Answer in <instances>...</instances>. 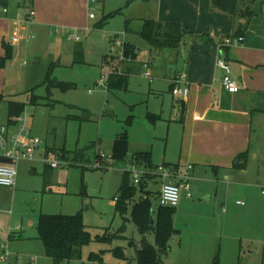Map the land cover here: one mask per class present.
<instances>
[{"label": "rangeland", "instance_id": "rangeland-1", "mask_svg": "<svg viewBox=\"0 0 264 264\" xmlns=\"http://www.w3.org/2000/svg\"><path fill=\"white\" fill-rule=\"evenodd\" d=\"M115 2L106 0L107 6L112 9L116 7ZM96 5L92 11L96 19L89 21L92 39L86 40L84 33L80 34L79 42H74L61 35L57 37L56 45L54 40L42 42L35 34V39L28 41L26 52H23L27 63L10 67V59L4 66L2 75L6 92L3 96L25 104L22 115L27 114V127L31 134L41 139V148L46 151L43 156L47 160L39 155V161L32 164L14 163L16 180L20 182L15 188L0 187L1 253L29 252L42 257V264H51L45 256L42 242L37 239V215L80 212L83 222L90 227L92 240L82 247L79 258L62 264H97L90 259L91 253H100V264H137L134 247L129 241L138 242L139 232L129 213L123 221L115 212L113 201L123 171L128 170L130 164L111 158L113 144L125 132L128 155L148 150L152 164L158 165L166 153L169 156L177 153L179 135L174 134V128H179V125H171L170 137L166 138L167 123L157 116L161 114L167 119L173 99L168 91L169 83L158 76V72L151 71L150 84L141 70L135 69L124 72L127 75L125 89L107 90L106 80L98 85L101 75L109 73V69L102 64V56L114 54L110 51L112 43L109 36L117 33L121 40L127 39L122 34L125 27L122 14L108 18L100 29L93 30L92 23L105 16L101 6ZM117 10L118 7L113 12ZM130 29L139 28L134 23ZM132 35L136 34L129 31L128 37L132 38ZM136 47V61L140 62L145 59L144 50L138 45ZM125 50L126 46L123 55ZM123 55L116 56L113 61L115 67L121 61L130 62L129 54ZM156 57L161 58L162 55ZM155 58L153 64L157 66L159 60ZM51 79L69 82L75 87L67 90L48 88L47 83ZM33 98L34 104L30 103ZM0 107V112H5L3 104ZM5 120L3 115L0 122ZM61 153H64L63 156ZM53 157L59 158L62 166L52 169L47 161ZM44 164L51 169L46 182L41 174ZM253 164L259 166V160H252ZM136 170L140 173L145 171L144 168ZM252 173L239 183L222 180L220 184L211 185L206 181L204 186V178L200 182L199 178L193 180L191 177L192 197L187 198L183 192L180 194L177 210L173 214L176 231L169 241V252L162 257L163 264H189L191 256L187 253L197 252L198 239L207 232L211 222L213 227L210 230L222 237L221 245L225 247L228 244L229 248H233L235 260L232 264H237L234 255L237 252L240 253L241 264H264V194L261 192L264 180L256 178L257 170ZM212 174L205 177L210 178ZM160 185V179L150 185V201L154 210L159 205L157 190ZM200 185L209 189L208 194L199 192ZM209 194L212 199L207 200ZM138 196L134 200L140 199ZM237 201L244 204L237 205ZM122 226L124 230L119 232L120 237L110 241L93 238L106 230L115 233ZM148 240L154 242L152 234L148 235ZM207 244L203 243L204 246ZM117 248L122 251L123 257L117 255Z\"/></svg>", "mask_w": 264, "mask_h": 264}, {"label": "crops", "instance_id": "crops-1", "mask_svg": "<svg viewBox=\"0 0 264 264\" xmlns=\"http://www.w3.org/2000/svg\"><path fill=\"white\" fill-rule=\"evenodd\" d=\"M115 4L114 9L107 6L106 0H101L97 5L101 6L102 15H107L118 7L119 12L116 14H122L125 20V32L123 31L122 34L127 40H122L124 46L132 45L136 48V53V45L140 46L144 50L145 57L144 60L137 62L138 55L136 54L132 59L130 58L129 63L119 62L116 66L118 72L126 75L124 72L128 73L137 69L141 70L142 73V64L147 62L150 64L151 71L158 72V76L169 83L168 91L173 99L169 115L167 119L161 114L157 117L167 123L166 138L170 137L171 125H179V128L177 126L174 128V134L178 133L179 135V149L172 156L166 153L158 165L178 166L180 171H184L186 166L190 164L192 166V179L199 178L201 182V179L204 178L203 186L206 181H209L211 185L220 184L222 180L239 183L243 181L244 177L251 176L252 171L256 170V178L263 181L264 0L255 2L254 11L257 15L249 21L244 30L243 42L223 47L220 46L222 40L233 36L236 26L239 23L243 24L245 19L214 11L211 7V0H134L127 6H123L125 0H116ZM122 6L123 9H121ZM4 8L6 11L0 6V57L5 54L4 43L10 45L13 51V56L9 61L10 67L22 66L27 63L23 59V52H26L28 41L35 39V34L41 38L42 42L54 40L57 45V37L62 36L56 34L55 31L64 27L75 29L80 34L85 33L86 40L92 39V28L89 21L96 19V17H89L88 0H8V5ZM30 9L34 11V15L27 19ZM145 19H153L162 23H179L182 26L184 36L178 47L152 49L138 35ZM96 23H92L93 30L100 29V27H96ZM134 23L139 29L132 31L130 25ZM129 31L136 35L129 38ZM119 36L120 34L117 33L110 35L109 42L113 43L114 38H120L121 36ZM160 55H162L161 58L156 57ZM220 55L230 64L231 75L239 87L237 92H228L222 86L223 71L216 66V60ZM116 56L118 55L115 53L102 56V64L109 69V73L114 66L113 61L117 58ZM154 58L159 60V65L154 66ZM4 69V67L0 68V106L3 104L5 112H0V118L3 115L6 116L7 101L9 100L3 96V92H6L5 78L2 75ZM174 79H180L182 84L184 82L187 84L189 94L186 98L179 99L172 94L170 86ZM148 81L149 84L152 83V80ZM34 102V100L33 102L30 100L32 104ZM24 115L27 116V114ZM6 121L7 119L0 124H6L12 131L14 124H7ZM137 152L150 151H136L132 154ZM244 152L247 154L245 167L239 168V155ZM171 159L173 161H169ZM252 160H259V166L257 164L251 165ZM37 161L39 158L19 159L14 163L28 162L32 164ZM129 164L132 166L131 163ZM158 165L152 164L150 168L144 164L135 165L137 168L145 169L140 176V182L136 185L140 184L142 188L137 194L139 198L148 197L150 199L152 192L150 185L157 182L158 179L161 180V185L164 182H176L178 180L176 177L159 178L153 172ZM50 171L51 169H47L44 164L41 174L45 182ZM210 173H213L210 178L205 177ZM165 179L168 181H164ZM19 182L16 180L14 186L4 188H15ZM256 184H258L257 181ZM160 187L157 190V198ZM199 188V192L208 194L209 189H203L201 185ZM201 189L207 192L205 193ZM116 196L113 198L114 204ZM211 197V194L206 196L207 200L212 199ZM215 197L217 196L215 195ZM236 204L243 205L244 203L240 204L237 201ZM174 209L177 210V206ZM39 215L40 213L36 217L35 229ZM211 224L212 222L207 232L198 239L199 243L195 250L197 252L187 253L186 251L191 256L188 261L189 264H212L215 258L218 259L219 264H232L235 260L233 248H229L228 244L225 247L221 245L222 237L219 238L210 230L213 227ZM217 225L219 227V223ZM20 237L19 235L18 238ZM204 242L208 244L204 246ZM234 255L238 264L240 253L237 252ZM46 257L52 264V260L48 256ZM42 263V257H37L29 252L18 254L11 251L4 253L0 251V264Z\"/></svg>", "mask_w": 264, "mask_h": 264}, {"label": "trees", "instance_id": "trees-1", "mask_svg": "<svg viewBox=\"0 0 264 264\" xmlns=\"http://www.w3.org/2000/svg\"><path fill=\"white\" fill-rule=\"evenodd\" d=\"M134 0H125L124 6H127ZM258 0H211V7L214 11L223 12L233 17H241L245 19L243 24L239 23L233 33V36L243 35L249 21L257 15L254 11V4ZM8 0H0V6L6 7ZM119 10L111 12L103 17L102 20L96 23V27H101L105 20L112 15L118 13ZM140 38L148 43L152 49L176 48L184 36L182 26L176 22H158L153 19L143 20L138 32ZM5 54L0 57V68H3L7 61L13 56V51L10 45L4 43ZM136 48L132 45H126L125 55L129 54L132 59L136 55ZM124 55V56H125ZM48 88L56 87L61 90H67L75 87L74 84L51 79L47 83ZM108 90L125 89L127 86V76L120 74L117 67L113 66L106 80ZM172 89V84L170 86ZM35 99H31L33 102ZM25 109V104L14 99L7 101V124H13ZM64 154V153H63ZM63 154H61L63 156ZM66 155V154H65ZM111 158L116 162L131 163L134 166L144 164L151 167L150 152H137L128 155V147L126 133L123 132L113 144ZM239 168L245 167L247 154L240 153ZM169 166V165H166ZM130 167V166H129ZM178 169V166H170ZM140 184L136 186L133 183L129 170H124L121 178V183L118 188L117 196L115 197V212L125 221L127 214L137 228L140 240L135 242L133 239L129 244L134 247L135 258L137 264H163L162 257L169 250V241L175 233L173 227L174 207H166L158 205L156 210L153 209L152 203L148 197L134 200L138 192L141 191ZM130 205V207H129ZM154 215L153 222L151 217ZM90 227L87 226L82 219L80 212L75 214H44L40 213L37 224V237L41 240L46 256L52 260V264H60L64 261L79 258L82 247L92 240ZM124 226L120 227L115 233L105 231L93 237L100 241H110L114 237H120ZM152 234L154 242L148 240V235ZM117 255L123 257V253L117 248ZM264 253V245H263ZM90 259L97 264L101 262L100 253H91ZM240 259V256H239ZM238 259V264H241ZM212 264H219L215 258Z\"/></svg>", "mask_w": 264, "mask_h": 264}, {"label": "built area", "instance_id": "built-area-1", "mask_svg": "<svg viewBox=\"0 0 264 264\" xmlns=\"http://www.w3.org/2000/svg\"><path fill=\"white\" fill-rule=\"evenodd\" d=\"M100 0H88V9L90 11L89 17L94 18L95 5ZM4 11L6 9L2 7ZM34 15V11L32 9L28 10L27 19H30ZM56 34H60L64 36L67 41H80L81 36L80 33L75 29L68 28H58L55 31ZM244 37L242 35L227 37L222 40L220 46L226 45H236L242 43ZM112 45L110 50L117 55H123L124 51V42L120 38H114L112 41ZM121 49V51H119ZM124 57V55H123ZM130 58V57H129ZM216 66L219 67L223 71V75L221 78L222 86L228 92H237L239 87L237 82L233 79L231 75L230 64L220 55L216 60ZM142 76L147 78L148 80H152L150 64L145 62L142 64ZM107 76L102 75L99 85L105 83L107 80ZM172 94L179 98H186L189 94V88L187 84L184 82L181 83L180 79H174L172 81ZM25 115L17 116L14 124V129L10 131L9 126L6 124H0V158H11L14 161L19 159H33L40 158L39 155H45V148H41V139L37 136L31 134L30 130L26 125ZM47 163L52 168H58L62 166L59 158H54L52 160L47 161ZM136 166L132 165L129 167V171L131 173V177L133 183L137 185L140 182V173L136 170ZM191 171L192 166L189 164L186 166L184 171H180L179 169H175L166 165H158L153 170V172L161 179L166 177H176L178 180L176 182H164L159 190L158 202L161 206L166 207H175L178 205L180 200L181 192L185 193L187 197H192L191 191ZM16 180V169L13 165L0 163V186L12 187L15 184ZM262 193L264 194V187L262 188ZM238 203L242 204L243 202L238 201Z\"/></svg>", "mask_w": 264, "mask_h": 264}, {"label": "water", "instance_id": "water-1", "mask_svg": "<svg viewBox=\"0 0 264 264\" xmlns=\"http://www.w3.org/2000/svg\"><path fill=\"white\" fill-rule=\"evenodd\" d=\"M0 163L13 164L14 163V159H11V158H0ZM152 222H153V218L151 217V223Z\"/></svg>", "mask_w": 264, "mask_h": 264}]
</instances>
